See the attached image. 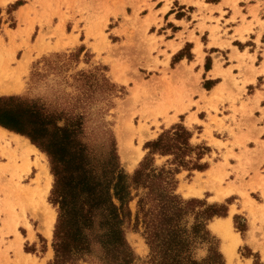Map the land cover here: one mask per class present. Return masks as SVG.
<instances>
[{"label":"crops","instance_id":"0c3cea01","mask_svg":"<svg viewBox=\"0 0 264 264\" xmlns=\"http://www.w3.org/2000/svg\"><path fill=\"white\" fill-rule=\"evenodd\" d=\"M101 1L0 0V81H4L0 84L10 82L5 81L9 64L22 72L38 54L72 48L81 41L84 22L100 9ZM146 1L150 7L143 6L140 19L148 24V33H156L163 43L161 48L170 54L168 61L186 46L191 49V55H180L175 61L171 89L192 97L177 116L183 114L185 122L200 125L195 141L210 146L203 157L206 165L193 174L200 179L195 188L201 189L193 195L228 202L232 214L211 219L209 225L229 222L232 238L238 240L235 250L245 243L258 250L264 261V189L258 186L264 182V0ZM76 22L79 29H74ZM54 30L65 31L66 36H49ZM67 40L72 42L64 44ZM28 48L31 58L23 56ZM14 54L19 61L11 63ZM206 79L215 82L207 87L202 83ZM4 93L11 92L0 95ZM0 129L1 226L14 210H20L11 171L21 156L27 160L29 149L22 142L23 135L1 125ZM29 158L34 160L33 152ZM35 170L32 164L30 172ZM252 178L254 189L247 184ZM245 188L249 193L245 194ZM236 213L245 217L244 232L233 229ZM25 227L21 223L18 228ZM224 238L223 247L229 242V237ZM244 258L253 264L249 255Z\"/></svg>","mask_w":264,"mask_h":264},{"label":"rangeland","instance_id":"374dc122","mask_svg":"<svg viewBox=\"0 0 264 264\" xmlns=\"http://www.w3.org/2000/svg\"><path fill=\"white\" fill-rule=\"evenodd\" d=\"M85 4L89 3L85 1ZM145 5L150 7L146 0H102L100 9L96 8L84 22L86 24L83 27L81 41L72 45V48L40 53L22 72L16 71V67L9 64V69L5 72V78L8 80L5 81H18L22 88L18 91H0L11 92L0 96L20 95L36 100L50 111L58 112L59 115L72 117V120L60 119L58 123L74 122L82 126L85 129L83 140L103 151L104 154L108 152L107 140L112 135L117 143L120 166L128 174L134 173L150 150L147 147L148 142L158 139L169 129H172L170 136H175V132L180 130L178 126L183 125L190 132L189 135L186 133L183 135L185 140L187 138L188 145H183L181 148L175 147L173 151L166 154L154 152V165L176 170L177 192L185 199L198 198L205 200L208 204H217L225 210V214H216L212 219L232 214L228 211L229 206L226 201H212L206 196L193 195L195 191H201L195 188L200 179L193 178V174H197L196 170L206 165L207 162L205 163L203 157L210 146L205 141H195L200 125H194L191 121L185 122L183 114L176 116L178 111L188 107L192 97L171 89V84L174 82L172 80L175 61L179 60L181 53L191 55V49L190 46H186L173 57L172 62L168 61L170 54L166 49L161 48L163 43L158 41L159 37L156 33H148V24L144 25L143 19H140L141 9ZM10 23H13V18ZM74 29H79L77 22ZM57 33L60 37L62 34L66 36L65 31L60 34L55 30L49 33V36H55ZM71 42L67 40L64 44ZM172 49L175 47L172 46ZM26 51L23 56L28 58L30 55L31 58L30 49ZM9 61L16 63L19 60L12 55ZM10 82L2 83L3 87H7ZM214 82L215 80L212 79L202 80L207 87ZM186 97L189 98L184 103ZM125 124L132 127L128 130H132L129 132L130 138L132 137V149L135 153H138L139 149L142 152V158L140 157L130 169L122 157L119 142V130ZM21 135L30 140L28 136ZM102 145H104L103 148ZM39 150L45 155L40 151H27V160L25 156H21L20 163H16L12 168L15 195L19 199L20 210H14L12 218L10 217L0 226V264H31V259H37L42 264H49L55 257L53 242L58 205L51 200L55 176L47 152L40 148ZM31 152L34 153L33 161L29 158ZM32 164H35L36 170L31 173ZM43 164L52 175V185L44 198L40 195V182L37 181V178L40 179ZM25 179L28 183H25ZM253 181L254 178L247 183L251 189L255 188ZM258 186L264 189V182H260ZM132 190L136 191V189ZM247 192L245 188V194ZM253 195L260 199L258 193L254 192ZM44 200L49 202L55 212L57 211L50 235L46 232L43 220ZM130 204L135 210L136 199H133ZM233 215V229L244 232L246 228L244 215L242 213ZM21 223L27 226L26 230H21L22 232L18 228ZM208 226L218 239V248L225 258L224 264H251L249 260L245 261V255H249L253 259V264H257V253L260 254V252L253 250L245 243L234 250L230 258L221 243L225 235L211 225L208 224ZM126 236L136 253L134 264H151L150 247L142 232L135 228L134 219L126 224ZM197 252L199 256L201 252L207 254L208 245L201 244ZM71 264L104 263L96 258H86ZM259 264H264L261 255Z\"/></svg>","mask_w":264,"mask_h":264},{"label":"trees","instance_id":"16d2710c","mask_svg":"<svg viewBox=\"0 0 264 264\" xmlns=\"http://www.w3.org/2000/svg\"><path fill=\"white\" fill-rule=\"evenodd\" d=\"M57 113L20 95L0 96V125L28 136L47 152L55 176L51 200L58 205V218L55 257L49 264L86 258L104 264H134L136 253L126 236V224L133 219L150 247L151 264H193L195 260L224 264L218 239L208 224L225 210L198 198L185 199L177 192L176 170L153 162L154 152L166 154L188 145L183 138L190 134L187 128L178 126L181 138L177 132L170 136L168 130L148 142L150 150L134 173L128 174L120 166L112 135L104 154L83 140L82 126L59 124L58 120L72 117ZM133 199L135 210L130 204ZM203 243L208 252L201 257L197 249Z\"/></svg>","mask_w":264,"mask_h":264},{"label":"bare ground","instance_id":"6f19581e","mask_svg":"<svg viewBox=\"0 0 264 264\" xmlns=\"http://www.w3.org/2000/svg\"><path fill=\"white\" fill-rule=\"evenodd\" d=\"M27 52V51H26ZM15 55V54H14ZM30 56V55H28ZM26 59V58H25ZM0 60H1V57H0ZM29 61V60H28ZM2 64V63H1ZM4 64V63H3ZM24 64V63H23ZM14 66V65H13ZM17 71V70H16ZM4 85L1 84L0 85V91H4V90H9V91H18L22 88V85L21 83H19L18 81H11L10 84L7 86V87H3ZM173 104V103H172ZM178 111V110H177ZM177 116V115H176ZM175 116V117H176ZM174 117V118H175ZM2 126V125H1ZM131 126H129L128 124H125L124 126H121L119 132H120V144H121V153H122V157L124 159V161L126 162L127 164V167H134V165L136 164V162L140 159V157L142 156V152L140 151L139 149V152L138 153H135V150H133L132 148V144H131V138H130V133L129 132H132L131 131H128L129 128ZM145 128V127H144ZM132 129V127H131ZM143 129V128H142ZM0 130H3V129H0ZM5 132V131H4ZM12 132V131H11ZM14 133V132H13ZM5 134V133H4ZM16 136V135H15ZM132 136V135H131ZM19 139L21 137H18ZM142 138V137H141ZM25 147L27 146L29 150H34L36 152L40 151L38 146H36L34 143H32L29 139H22ZM31 144H30V143ZM24 147V146H23ZM26 150V148H25ZM28 150V151H29ZM144 150V149H143ZM33 151V152H34ZM41 152V151H40ZM42 153V152H41ZM28 154V153H27ZM44 154V153H42ZM45 155V154H44ZM142 158V157H141ZM41 162V161H40ZM124 163V162H123ZM125 164V163H124ZM125 164V165H126ZM39 165V164H38ZM42 171L40 172V179L37 178V181H39L40 183V195L42 198H44L45 195H47L46 193L48 192V190L50 189L51 185H52V175L51 173L49 172V170L47 169V167L45 166V164H43V167L41 168ZM197 181V180H196ZM30 186V185H29ZM195 186V185H194ZM34 187V186H33ZM30 190H31V186H30ZM32 191V190H31ZM37 191V190H36ZM187 191V190H186ZM194 191V190H192ZM196 192V191H195ZM194 192V193H195ZM191 193V192H190ZM185 195V194H184ZM37 198V197H36ZM46 198V197H45ZM43 208H44V224H45V229H46V232L50 235V233L52 232V227L54 226V223L56 221V213L57 211L55 212L54 208L50 207L49 205V202L47 203V201L44 200V203H43ZM40 205V204H38ZM43 215V214H42ZM217 219H219L217 217ZM221 219V218H220ZM219 219V220H220ZM42 221V220H41ZM213 228H215L216 230H219L220 232H222L226 237H229V242L228 244H226L224 247H225V250L227 252V254L229 255V257L231 258L233 253H234V250H235V243L236 241L238 240H234L232 237V233H231V228H230V225H229V222H226V221H217V222H214V223H211L210 224ZM43 229V228H42ZM214 229V230H215ZM143 239V238H142ZM145 248V247H144ZM20 252H22L23 254V251L21 250ZM29 252L27 253V255H25L26 257L28 256ZM226 254V253H225ZM30 256V255H29ZM32 257V256H31ZM23 258V257H22ZM30 258V257H28ZM24 259V258H23ZM25 260V259H24ZM29 261V260H27ZM26 261V262H27ZM21 263V262H20ZM227 263V262H226ZM19 264V263H18ZM31 264H42L39 262V260L37 261V259H31Z\"/></svg>","mask_w":264,"mask_h":264},{"label":"snow or ice","instance_id":"6c2138e0","mask_svg":"<svg viewBox=\"0 0 264 264\" xmlns=\"http://www.w3.org/2000/svg\"><path fill=\"white\" fill-rule=\"evenodd\" d=\"M181 55H183V53H181ZM175 127V126H174ZM169 131H172V129H169ZM168 133H164L163 135H167ZM182 133L180 132H177V138H181L182 137ZM163 138V136L161 137ZM185 142L187 143V140H185ZM212 209H209V211H211ZM205 254L203 252L200 253V256L203 257ZM260 262V254L257 253V264H259ZM193 264H207V261H198V260H195L193 261Z\"/></svg>","mask_w":264,"mask_h":264}]
</instances>
